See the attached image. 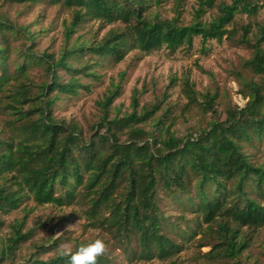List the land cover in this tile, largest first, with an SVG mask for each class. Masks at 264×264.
Segmentation results:
<instances>
[{"label":"trees","instance_id":"trees-1","mask_svg":"<svg viewBox=\"0 0 264 264\" xmlns=\"http://www.w3.org/2000/svg\"><path fill=\"white\" fill-rule=\"evenodd\" d=\"M6 1L59 4L72 10V16L55 54L36 49L43 29L31 31V25L17 24L0 13V106L10 116L5 121L9 133L0 130V231L5 224L1 216L19 208L25 198L40 205L84 202L86 226L109 231L139 260H166L195 236L186 217L194 213L197 225L208 224L211 238L202 246L210 245L213 260L247 264V232L264 227V164L246 150L264 147V19L238 23L235 16H255L258 3L198 0L192 21L183 24L178 15L162 18L151 10L162 0ZM213 7L217 13L203 21ZM89 19L122 26L108 29L99 40H71L77 26ZM195 37L203 43L227 37L251 50L242 66L259 80L236 72L238 92L246 102L227 105L224 119L212 118L195 133L177 136L173 120L168 122L169 110L157 114L162 100L140 107L136 88L131 110L110 116L121 89L113 81L97 101L101 114L88 135L77 124L53 115L60 98L88 89L80 77H96L93 66L121 62L132 50L149 53L166 47L175 52L190 47ZM30 64L41 65L47 79L32 83ZM59 69L67 73L66 80ZM183 84L189 103L203 112L216 111V91L197 92L188 75ZM173 207L181 212L171 215ZM26 216L9 224L0 244V264H68L59 251L47 259L32 253L16 256L31 235L30 229L24 230ZM59 240L49 238L34 247L45 253ZM109 260L103 255L98 264Z\"/></svg>","mask_w":264,"mask_h":264},{"label":"rangeland","instance_id":"rangeland-1","mask_svg":"<svg viewBox=\"0 0 264 264\" xmlns=\"http://www.w3.org/2000/svg\"><path fill=\"white\" fill-rule=\"evenodd\" d=\"M220 1L230 2L231 0H215V3ZM253 1L259 5L257 14L249 16L245 13H238L235 16L236 22L253 23L264 19V0ZM197 5L198 0H162L159 5H152L151 10L162 18H173L178 15L181 23L188 24L193 19V12ZM3 12L17 24L31 25V31L44 30L41 36L36 39L38 53L47 51L58 54L64 43V26L70 22L72 10L59 4L26 5L0 0V13ZM216 13L215 7L209 8L202 16V20L207 21ZM116 26H122V24H103L97 20L89 19L77 26L71 40H99L108 29ZM229 28H232V25ZM19 43L21 40L16 44ZM250 56L249 48L236 44L227 37L221 41L211 39L204 43L200 37H195L190 47L182 46L175 52H170L166 47L149 53L132 50L121 62H108L93 66L96 77H80V81L88 89L81 88L79 94L74 97L60 98L52 112L57 119L77 124L83 129L84 134L88 135L101 114L97 101L102 98L112 81L119 82L120 93L111 104L110 116L123 115L131 110V96L133 89L136 88L140 107L150 106V104L162 100L161 109L157 114L163 110H169L168 122L169 120L174 122L172 130L177 136L183 137L189 133H195L199 127L206 126L212 118L224 119L227 105L243 106L246 99L242 98L238 92L239 83L236 72H241L247 78L259 80L258 76L252 75L242 66L243 60ZM20 60L18 59V61ZM77 63L75 62V64ZM59 72L62 74L63 80L68 78L67 73L62 69H59ZM28 74L32 83L37 85L47 79L41 65L30 64ZM186 75L189 76L197 92L203 93L207 90L217 92L215 112H203L199 105L188 102L183 84ZM171 80L174 82L171 83ZM198 99L201 101V96H198ZM9 117L0 106L2 134L9 133L5 123ZM246 150L253 153V158L258 163L264 164V147L247 146ZM85 207L84 202L64 206L40 205L32 198H25L19 208L1 216L5 224L0 231V244L2 238L10 230L9 224L15 219L27 215L24 230L30 229L31 235L29 240L22 243L17 250L18 258H24L32 253L37 254L40 259H47L58 253L62 242H71L75 249L81 244L102 238L108 246V251L105 254L110 259L108 264H228L210 257L208 254L210 245L202 246L204 241H209L211 238L208 224L201 221L197 225L194 213H186V217L191 219L190 224L196 233L189 241L184 242L181 252L166 260L154 258L146 261L132 256L129 250L124 249L109 231L86 226ZM180 212V208L177 207L170 209V214L174 216ZM78 221H80L79 230L68 231V227L77 225ZM57 233H62L58 246L47 248L45 253H42L41 248L34 247V244H46L49 238H56ZM247 233L250 236V242L248 248L243 252L245 263L250 264L256 261L257 264H264V227L256 231L250 230Z\"/></svg>","mask_w":264,"mask_h":264},{"label":"clouds","instance_id":"clouds-1","mask_svg":"<svg viewBox=\"0 0 264 264\" xmlns=\"http://www.w3.org/2000/svg\"><path fill=\"white\" fill-rule=\"evenodd\" d=\"M80 221L77 225L68 227V231H78ZM62 233H57L56 238H60ZM108 251V246L104 239L96 238L87 244H81L74 249L71 242H62L59 246V254L62 257L68 258V264H98L99 258L105 255Z\"/></svg>","mask_w":264,"mask_h":264}]
</instances>
